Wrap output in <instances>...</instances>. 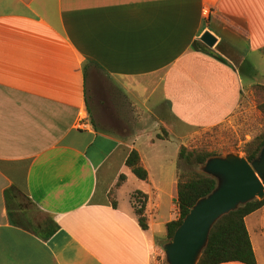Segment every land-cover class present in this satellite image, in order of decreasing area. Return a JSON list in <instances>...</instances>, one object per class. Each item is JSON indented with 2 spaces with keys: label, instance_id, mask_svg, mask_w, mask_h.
<instances>
[{
  "label": "crops",
  "instance_id": "crops-1",
  "mask_svg": "<svg viewBox=\"0 0 264 264\" xmlns=\"http://www.w3.org/2000/svg\"><path fill=\"white\" fill-rule=\"evenodd\" d=\"M206 30L216 49L200 41ZM257 51L264 0H0V264H159L167 223L179 214L177 167L164 218L166 158L155 155L154 174L139 140L168 143L146 132L158 114L167 132L227 120ZM102 78L116 89V110L135 121L117 116L127 122L121 134L89 119V83ZM82 118L86 129L77 127ZM133 149L148 180L126 164ZM136 191L149 196L146 230ZM246 224L264 264V206Z\"/></svg>",
  "mask_w": 264,
  "mask_h": 264
},
{
  "label": "rangeland",
  "instance_id": "rangeland-1",
  "mask_svg": "<svg viewBox=\"0 0 264 264\" xmlns=\"http://www.w3.org/2000/svg\"><path fill=\"white\" fill-rule=\"evenodd\" d=\"M249 62L244 64L242 69V80L244 85V92L242 94V102L240 107L223 123L210 128L204 129H183V133L169 125L168 132L163 126L156 124V121L161 118V114L153 116L154 120H151L146 128V132L151 136L157 135L160 137L168 136L170 139L168 143H159L153 147L149 144V141L142 137L139 140L140 149L144 153V157L148 162L150 168L155 173L159 168L154 161L156 154L159 157H165L166 168L168 169V196L163 193L164 204L161 209V214L164 218L170 217L173 214V204L171 200V194L173 190L170 188V179L175 169V162L177 167V179L179 181L180 174H187L192 171L201 173L199 166H188L183 160H180L178 156L179 146H185L187 150H202L212 152L214 155H224L229 152H239L241 155L246 156L245 146L262 133H264V113L259 109L258 104L264 101V91L258 92L257 86H264V54L263 52H254L249 58ZM253 64L257 70L255 73L249 71L250 65ZM253 81V82H252ZM90 86V98L89 106L91 108V117L101 124L105 121L107 130L114 134H121L125 129V123L116 122L117 116L122 120L126 119L124 112L116 110V98L111 96L116 89L112 85V81L109 79H100L97 83H89ZM112 87V88H111ZM110 93V94H109ZM107 102V106L104 108L102 102ZM114 103L111 105V101ZM154 100V99H153ZM109 109V110H103ZM155 109V107H154ZM156 110V109H155ZM155 112V111H154ZM113 120V121H112ZM130 119H126V121ZM90 121V120H89ZM132 123V119L130 120ZM155 125H154V123ZM118 123V124H117ZM138 124V122H136ZM131 131L144 130L143 127L130 128ZM155 149H157L155 151ZM157 156V157H158ZM213 156V155H212ZM178 157V158H177ZM177 159V160H176ZM202 174V173H201ZM131 184V180H130ZM177 202V200H176ZM176 207V206H175ZM32 214L41 215V211L32 207ZM179 216V214H178ZM250 229H252V218L247 220ZM163 250V249H162ZM166 262V261H165ZM159 263V262H158Z\"/></svg>",
  "mask_w": 264,
  "mask_h": 264
},
{
  "label": "trees",
  "instance_id": "trees-1",
  "mask_svg": "<svg viewBox=\"0 0 264 264\" xmlns=\"http://www.w3.org/2000/svg\"><path fill=\"white\" fill-rule=\"evenodd\" d=\"M222 45H220V49ZM222 50V49H221ZM258 92L264 91V86H257ZM259 109L264 113V101L258 104ZM264 146V133L247 143L245 146L246 158L253 161ZM214 155L209 151L187 150L182 146L179 152L180 160L188 166L197 167L204 165L207 159ZM132 172L142 180H148L149 173L142 163L138 150L133 149L126 161ZM124 175L121 176V179ZM216 186V181L199 172L192 171L187 174H180L177 189V205L179 216L167 223V240L173 238L176 229L183 222L186 215L196 201ZM149 196L142 191H136L132 195V204L138 217L140 226L148 229V218L146 209ZM114 207L117 206L113 199ZM264 206V199L249 202L247 205L232 211L222 218L212 228L209 243L198 264H222L227 262H242L245 264H256L257 258L253 248L251 236L246 224V217ZM159 264H166L165 253L159 257Z\"/></svg>",
  "mask_w": 264,
  "mask_h": 264
},
{
  "label": "water",
  "instance_id": "water-1",
  "mask_svg": "<svg viewBox=\"0 0 264 264\" xmlns=\"http://www.w3.org/2000/svg\"><path fill=\"white\" fill-rule=\"evenodd\" d=\"M199 39L210 49H216L219 42L210 30ZM200 170L213 178L216 186L196 201L173 238L163 244L166 264H198L220 218L264 199V146L251 162L239 152H229L210 156Z\"/></svg>",
  "mask_w": 264,
  "mask_h": 264
},
{
  "label": "built area",
  "instance_id": "built-area-1",
  "mask_svg": "<svg viewBox=\"0 0 264 264\" xmlns=\"http://www.w3.org/2000/svg\"><path fill=\"white\" fill-rule=\"evenodd\" d=\"M77 127L79 129H86L88 127V123L86 122V118H82L79 120Z\"/></svg>",
  "mask_w": 264,
  "mask_h": 264
}]
</instances>
